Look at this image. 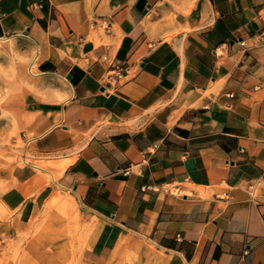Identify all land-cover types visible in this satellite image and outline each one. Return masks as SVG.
<instances>
[{"label": "crops", "instance_id": "0c3cea01", "mask_svg": "<svg viewBox=\"0 0 264 264\" xmlns=\"http://www.w3.org/2000/svg\"><path fill=\"white\" fill-rule=\"evenodd\" d=\"M1 38L33 47L21 126L51 163L33 166L108 231L264 264V0H0Z\"/></svg>", "mask_w": 264, "mask_h": 264}, {"label": "rangeland", "instance_id": "374dc122", "mask_svg": "<svg viewBox=\"0 0 264 264\" xmlns=\"http://www.w3.org/2000/svg\"><path fill=\"white\" fill-rule=\"evenodd\" d=\"M32 58L27 40L0 39V264H184L141 237L108 231L70 190L33 166L51 163L30 150L21 126L24 101L39 92L28 72ZM32 172L42 174V186L11 206L7 192Z\"/></svg>", "mask_w": 264, "mask_h": 264}, {"label": "bare ground", "instance_id": "6f19581e", "mask_svg": "<svg viewBox=\"0 0 264 264\" xmlns=\"http://www.w3.org/2000/svg\"><path fill=\"white\" fill-rule=\"evenodd\" d=\"M32 65V64H31ZM31 65L29 64V66H28V72H29V74H31V75H34L35 73H32V68H31ZM35 166V165H34ZM37 166V165H36ZM53 176H52V178H54L55 177V175L57 174V172H52L51 173ZM51 177V176H50ZM65 202L66 201H64V204H65ZM67 204V203H66Z\"/></svg>", "mask_w": 264, "mask_h": 264}, {"label": "built area", "instance_id": "2783aa9c", "mask_svg": "<svg viewBox=\"0 0 264 264\" xmlns=\"http://www.w3.org/2000/svg\"><path fill=\"white\" fill-rule=\"evenodd\" d=\"M105 58L106 57H103V59H105ZM113 74H114L115 79H118L122 76V72L119 69H117Z\"/></svg>", "mask_w": 264, "mask_h": 264}, {"label": "water", "instance_id": "95a60500", "mask_svg": "<svg viewBox=\"0 0 264 264\" xmlns=\"http://www.w3.org/2000/svg\"><path fill=\"white\" fill-rule=\"evenodd\" d=\"M66 78H69V76H67Z\"/></svg>", "mask_w": 264, "mask_h": 264}]
</instances>
